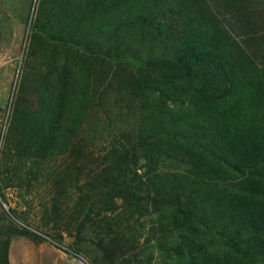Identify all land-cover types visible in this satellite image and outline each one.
Returning <instances> with one entry per match:
<instances>
[{"label": "trees", "instance_id": "16d2710c", "mask_svg": "<svg viewBox=\"0 0 264 264\" xmlns=\"http://www.w3.org/2000/svg\"><path fill=\"white\" fill-rule=\"evenodd\" d=\"M135 24L151 26L157 38L172 40L169 44L178 54L172 68L135 80L144 93L138 148L149 178L160 185L166 218L180 230L192 224L211 232L227 247L215 259L239 263L232 253L237 222L264 231V180L253 171L246 173L264 166V0H40L18 87L19 94L31 93L36 103L14 107L7 131L15 138L11 149L30 159L37 171L46 158L67 153L88 111L93 71L86 54L103 56L114 43L111 49L116 50L119 35ZM174 31L177 40L171 37ZM201 61L219 75L215 88L178 86ZM169 134L195 149L189 153L194 166L184 181L176 175L163 181L157 169L160 154L184 147L178 139L171 143ZM196 176H207L208 189L215 190L216 182L224 186L233 181V186L215 197H184L185 182ZM174 194L183 197L180 203ZM2 217L8 230L0 232V264H10L13 236L43 238L20 230L6 214ZM180 236L199 252L198 240ZM194 260L203 264L195 254Z\"/></svg>", "mask_w": 264, "mask_h": 264}, {"label": "rangeland", "instance_id": "374dc122", "mask_svg": "<svg viewBox=\"0 0 264 264\" xmlns=\"http://www.w3.org/2000/svg\"><path fill=\"white\" fill-rule=\"evenodd\" d=\"M39 2L0 0V214L20 230L43 238L13 236L10 264H196L194 254L203 264H220L215 258L227 250L220 238L192 224L180 230L168 222L160 185L149 178L138 148L144 93L135 80L172 68L178 55L169 44L172 40L157 38L151 26L128 27L119 35L118 48L109 44L110 51L103 50V56L86 54L93 71L88 111L66 154L46 158L39 172L30 159L14 154L15 138L7 135L13 109L36 103L31 93L19 94L18 87ZM177 35L171 33L175 40ZM192 68L178 86L191 83L194 89H209L218 84L219 75L210 64L201 61ZM168 138L171 143L180 140L184 147L160 154L159 175L163 181L172 179L169 175L184 181L194 166L189 154L194 146L173 134ZM250 171L264 180V166L246 173ZM207 176L186 181L184 197L198 193L215 197L233 186V181L224 186L216 182L215 190L208 189ZM98 182L107 185L98 189ZM172 198L179 203L183 199L180 194ZM244 222L235 228L236 264H264V231L248 230ZM2 223L3 217L0 232L7 231ZM183 234L192 242L198 240V253L182 241ZM57 237L65 240L54 241Z\"/></svg>", "mask_w": 264, "mask_h": 264}]
</instances>
